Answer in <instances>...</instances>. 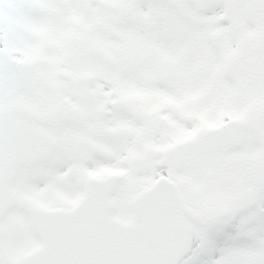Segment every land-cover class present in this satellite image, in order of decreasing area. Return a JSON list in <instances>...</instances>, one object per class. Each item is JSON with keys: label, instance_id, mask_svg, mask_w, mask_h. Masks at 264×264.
Returning <instances> with one entry per match:
<instances>
[{"label": "rangeland", "instance_id": "1", "mask_svg": "<svg viewBox=\"0 0 264 264\" xmlns=\"http://www.w3.org/2000/svg\"><path fill=\"white\" fill-rule=\"evenodd\" d=\"M159 1L0 0V10L17 8L38 36L20 34L28 66L12 92L42 113L63 104L74 116L49 129L61 141L56 156L19 176L22 201L71 205L83 192L82 176L115 170L126 174L114 195L117 214L130 218L134 194L159 175L162 161L175 158L180 166L171 174L196 192L204 176L183 161L193 144L181 129L193 135L198 113L252 111L258 118L256 134L225 155L228 184L264 155V96L254 94L264 82V0ZM112 99L111 112L104 108ZM119 103L137 114L119 112ZM223 186L207 200L228 198L231 189ZM232 191L229 216L195 231V253L184 264H264V187L241 179ZM4 224L14 252L37 242L23 204Z\"/></svg>", "mask_w": 264, "mask_h": 264}, {"label": "water", "instance_id": "2", "mask_svg": "<svg viewBox=\"0 0 264 264\" xmlns=\"http://www.w3.org/2000/svg\"><path fill=\"white\" fill-rule=\"evenodd\" d=\"M9 61L0 50V74L11 73ZM69 118L62 107L44 116L51 124ZM38 119L39 114L21 102L0 107V264H179L192 245V224L185 215L207 225L225 214L223 209L191 210L175 182L160 177L132 199V220L122 221L114 214L112 198L121 176L89 177L86 192L75 207H29L43 244L21 257H11L2 221L17 203L13 189L17 173L23 166L48 159L57 145L38 126ZM251 125L240 121L214 129L198 148V159L216 158ZM246 174L253 183L264 184V158L254 159Z\"/></svg>", "mask_w": 264, "mask_h": 264}, {"label": "flooded vegetation", "instance_id": "3", "mask_svg": "<svg viewBox=\"0 0 264 264\" xmlns=\"http://www.w3.org/2000/svg\"><path fill=\"white\" fill-rule=\"evenodd\" d=\"M24 20L23 17H18V14H15L14 11H10L9 13H7L4 16L3 21L0 23V45H2L10 54H12L15 58H18V56H20L22 54V47L21 46H17V44H20V38L22 36H20V34L23 35V33L27 32V34L31 35L29 33V29L28 27L24 26ZM32 36V35H31ZM20 37V38H19ZM20 64V67H19ZM24 62L21 60V62H18V68L20 71L23 70V66ZM1 80V79H0ZM2 81V80H1ZM11 85V86H9ZM13 86H15V84H7V87L12 88ZM17 87V85H16ZM11 91V89H9V91H5L3 88L1 89V93H0V101L2 102H6L9 100H12L13 98V94H10L9 92ZM8 93V96H6L4 98V95ZM7 98H9V100H7ZM214 115V114H213ZM213 115L210 113H204V114H198V121H197V132L195 135V140H194V146L196 147L200 138L202 137V135L209 130L210 128H212L216 123L222 124L224 122V120L222 119V117H220L221 119L216 121L213 118ZM253 114H245V118H251L252 119ZM212 119V120H209ZM255 121L256 119L253 118ZM255 131L249 132L247 134H245L243 137L244 139H246L250 134H254ZM191 158H194L193 154H190ZM210 162H205L201 168L203 170V172L205 173V169L207 170L206 175L210 176L212 174H214L211 170H209V166H210ZM180 189L184 195V198L186 199L187 203L193 208V209H200L202 207L208 206V202L205 198V195L207 194V192H205V194H200V192L198 191H194V187L191 186V184H181L180 183ZM207 196V195H206ZM224 201H222V203H220L219 205L223 204ZM226 202H229V198L226 199ZM234 203V202H233ZM188 220H189V216H187ZM196 227V225H195ZM37 245V244H36ZM35 245V246H36Z\"/></svg>", "mask_w": 264, "mask_h": 264}, {"label": "bare ground", "instance_id": "4", "mask_svg": "<svg viewBox=\"0 0 264 264\" xmlns=\"http://www.w3.org/2000/svg\"><path fill=\"white\" fill-rule=\"evenodd\" d=\"M169 1L170 0H160L158 3L160 4V5H162V7L163 6H167V5H169ZM171 2V1H170ZM172 3V2H171ZM220 6V5H219ZM218 6V7H219ZM215 8V7H214ZM128 108H129V112H133V113H136L137 114V110L136 109H134V108H131V106H129L128 105ZM128 124V123H127ZM177 129H180V127L178 126V125H174ZM183 131V130H182ZM187 131H189V130H187Z\"/></svg>", "mask_w": 264, "mask_h": 264}]
</instances>
